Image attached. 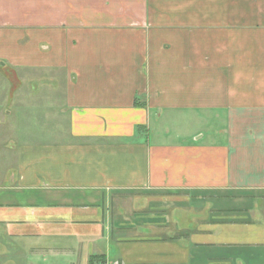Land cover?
I'll return each instance as SVG.
<instances>
[{
    "label": "crops",
    "instance_id": "1",
    "mask_svg": "<svg viewBox=\"0 0 264 264\" xmlns=\"http://www.w3.org/2000/svg\"><path fill=\"white\" fill-rule=\"evenodd\" d=\"M0 89V264H264V0H0Z\"/></svg>",
    "mask_w": 264,
    "mask_h": 264
},
{
    "label": "rangeland",
    "instance_id": "2",
    "mask_svg": "<svg viewBox=\"0 0 264 264\" xmlns=\"http://www.w3.org/2000/svg\"><path fill=\"white\" fill-rule=\"evenodd\" d=\"M45 77H47V78H45ZM49 77L50 76L48 75V71L43 70V69L42 70H37L36 71V76L31 78L30 80H28L26 78L23 81V84H30L32 86V88H34V89L36 87L37 88V93L40 94V92H42V89H44V86H46V85H44L45 84L44 83L45 80L49 79ZM52 81L54 82V83L52 82V84H54V86H55V84H58V82L56 80H52ZM49 82H51V81H49ZM48 87H50V86L48 85ZM0 93L2 94L1 89H0ZM55 96L58 97V98H61L59 95H55ZM0 104H1V101H0ZM6 123H7V127L5 126V124L0 122V166L1 167H2V164H3L4 160H8V162H9V156H6V159H5V158H3L4 156L2 155L3 154L2 151L4 150V147H2L3 145L1 143L2 137L8 135V140L5 142L6 145L7 144L8 145L9 144L12 145L13 144V138H12V134H11L12 130H13L12 126H11L12 125V120L7 119ZM43 131H46V129L43 130Z\"/></svg>",
    "mask_w": 264,
    "mask_h": 264
}]
</instances>
